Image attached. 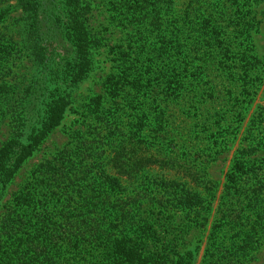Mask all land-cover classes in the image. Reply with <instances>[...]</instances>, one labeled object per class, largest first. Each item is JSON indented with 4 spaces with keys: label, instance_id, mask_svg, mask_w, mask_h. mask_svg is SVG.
<instances>
[{
    "label": "rangeland",
    "instance_id": "rangeland-1",
    "mask_svg": "<svg viewBox=\"0 0 264 264\" xmlns=\"http://www.w3.org/2000/svg\"><path fill=\"white\" fill-rule=\"evenodd\" d=\"M188 1L177 0L176 9L184 13ZM247 1H251L253 18L248 42L232 37L231 23L219 29L229 37L211 46L205 39H190L182 62L187 67L186 78H182L186 83L179 94L165 95L154 85L144 97L139 95L140 105L133 104V92L120 93L117 99L122 96L121 103L114 107L126 132L119 133L103 125L97 128L100 123L88 103L102 94L101 103L106 108L113 106L104 93L106 77L122 63L124 71L133 67L145 71L147 59L136 54L142 48H137L139 44L130 35L131 25L121 20L124 18L116 10L123 0H77L88 41L84 52L76 54V74L68 76L72 84L69 88L62 85L68 91L65 105L52 113L55 122L51 130L20 159L1 204L8 205L18 194L23 197L38 164L67 144L78 147L86 143L93 153L95 173H99L98 161L110 177L97 179L95 188L106 192L110 190L107 185L118 182L112 186L115 196L106 204L114 215L105 220L104 228L108 238L115 240L120 256L106 264H203L208 244L231 241L230 230L216 228L220 208L231 199L224 188L225 173L240 150H245V160L261 159L264 163V0ZM10 4L0 9V31L23 49L16 80L22 91L31 61L23 47V10L17 0ZM204 4L201 13L206 11ZM224 11L227 16L231 13L228 8ZM151 30L148 26L146 32ZM154 40L150 38V42ZM241 49L260 60L257 70L249 71L254 92L248 97L237 78L245 60L237 54ZM136 113L147 116L132 118ZM10 119L7 115L0 125V155L10 142ZM140 123L143 126H138ZM96 147L104 153L96 154ZM115 155L118 161L123 160L124 172L114 164ZM251 253L254 260L250 264H264V236L261 246ZM58 264L70 263L64 260ZM74 264L90 263L82 260Z\"/></svg>",
    "mask_w": 264,
    "mask_h": 264
},
{
    "label": "trees",
    "instance_id": "trees-1",
    "mask_svg": "<svg viewBox=\"0 0 264 264\" xmlns=\"http://www.w3.org/2000/svg\"><path fill=\"white\" fill-rule=\"evenodd\" d=\"M10 1L0 0V9L11 6ZM176 1L123 0L119 3L116 10L124 18L121 20L131 25L130 35L139 44L137 48H142L136 54H144L147 62L143 67L145 71L136 67L124 71L122 63L120 68L109 73L103 88L111 97L113 106L106 108L101 103L102 94L91 98L88 103L100 123L97 128L103 125L108 131L126 132L120 125L117 107H114L121 103L122 96L117 97L122 92H133L136 97L133 104L140 105L141 96L144 97L154 85L165 95L179 94L186 83L182 78H186L187 67L182 62L190 39L199 37L211 46L224 40L223 37H229L226 31L220 32L219 29L231 23L232 37L248 42L253 26L251 1L210 0L204 4L208 0H189L184 13L176 9ZM17 2L24 14L22 40L31 61V71L27 83L19 91L17 63L23 49L18 48L12 37L0 31V125L7 115L11 118L10 142L5 144L0 155V264H58L64 260L70 264L82 260L90 264H106L113 261L115 255L120 256L115 250V240L108 238L104 228L105 220L109 221L108 218L114 215L106 204L115 196L112 186L118 182L104 183L110 192L95 188L97 179L103 177L105 180L107 172L97 161L99 173H95L93 153L86 143H80L78 147L67 144L52 158L38 164L23 197L18 194L8 205L1 204L20 159L51 130L55 122L52 113L64 107L68 91L62 85L69 88L72 84L68 76L76 74L73 69L77 64L74 63L76 54L84 52L88 41L83 28V12L79 11L77 0ZM202 4L206 5V11L201 13ZM227 8L231 11L229 16L224 11ZM221 21L227 25L222 26ZM148 26L152 30L146 32ZM236 32L237 36L234 35ZM150 38L155 40L150 42ZM237 52L245 58L237 78L241 81L242 92L248 97L254 92L249 71H256L260 60L255 55H246L245 49ZM143 114H131V117L147 116ZM140 124L138 126H143ZM96 149V154L101 153V147ZM244 156L245 150L238 151L225 173L224 188L231 199L220 208L216 223V228L222 226L230 230L233 239L228 242L214 240L208 244L203 264H250L254 260L250 251L261 246L264 236V163L261 159L245 160ZM113 161L124 172L123 160L118 161L115 155ZM125 162L128 163L129 158ZM84 241L88 243L84 244ZM64 246L69 249L65 251ZM217 251L221 255H217ZM124 257L129 258L128 255ZM148 260L155 262L151 257Z\"/></svg>",
    "mask_w": 264,
    "mask_h": 264
}]
</instances>
